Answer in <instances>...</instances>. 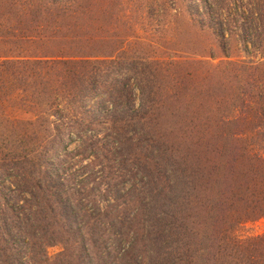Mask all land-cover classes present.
I'll return each instance as SVG.
<instances>
[{
	"label": "trees",
	"instance_id": "16d2710c",
	"mask_svg": "<svg viewBox=\"0 0 264 264\" xmlns=\"http://www.w3.org/2000/svg\"><path fill=\"white\" fill-rule=\"evenodd\" d=\"M206 10L201 26L225 58L230 41L247 58L188 68L146 62L129 92L104 91L94 109L87 95L110 76L95 56L35 62L34 73L52 79L50 101L45 109L36 102L35 122L4 136L36 142L66 133L70 146L55 149L45 168L36 154L6 160L20 184L6 209L14 219H0V264H264V236L236 235L264 216V157L252 143L264 134V0H212ZM106 100L132 106L102 110ZM103 120L100 136L89 125ZM124 177L133 180L126 202L114 192ZM55 243L63 251L51 260L46 248Z\"/></svg>",
	"mask_w": 264,
	"mask_h": 264
},
{
	"label": "rangeland",
	"instance_id": "374dc122",
	"mask_svg": "<svg viewBox=\"0 0 264 264\" xmlns=\"http://www.w3.org/2000/svg\"><path fill=\"white\" fill-rule=\"evenodd\" d=\"M11 1L21 3L22 0H0V210L9 213H0V219L6 216L14 219L12 211L6 209L16 205L15 188L20 184L17 176H13L18 168H11L6 160L36 154L45 168L55 149L70 146L66 133L53 141L43 133L36 142L4 136L5 129L12 131L14 127H28L35 122L36 102H42L40 109H45L50 101L45 96L51 95L46 92L52 79L35 74V62L57 57L95 56L99 60L97 66L108 71L110 76H100L94 85L96 90L87 95V106L94 109L98 95L104 91L111 89L124 95L129 92L130 78L133 73L139 75L146 62L177 61L188 68L187 63L217 65L247 58L239 49L240 42L235 41L225 44L230 56L225 58L208 23L201 26V15L212 0H207L208 4L202 0H75L74 9L64 12L46 6L48 0H23L32 5L30 8L13 5ZM57 26H62V30L55 33ZM75 34L78 39L73 41ZM130 106V102H120L112 107V102L106 100L102 110L108 108L115 112ZM101 123L93 122L89 126L101 129L100 136H103L106 125L104 120ZM256 140L252 142L255 151L264 157V134ZM101 155L99 152L92 159L96 166L102 163ZM11 169L14 174H10ZM132 182L127 177L114 182V192L124 195L121 198L124 202L129 199L127 194ZM236 229V235L243 240L262 237L264 216L251 219ZM46 251L52 260L63 251V245L51 244Z\"/></svg>",
	"mask_w": 264,
	"mask_h": 264
}]
</instances>
